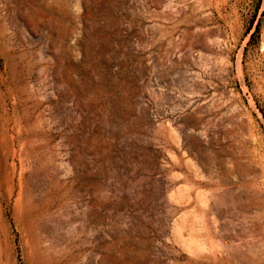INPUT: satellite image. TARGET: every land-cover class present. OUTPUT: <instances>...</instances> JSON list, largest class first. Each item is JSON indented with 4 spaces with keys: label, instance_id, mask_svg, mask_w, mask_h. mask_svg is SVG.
<instances>
[{
    "label": "rangeland",
    "instance_id": "374dc122",
    "mask_svg": "<svg viewBox=\"0 0 264 264\" xmlns=\"http://www.w3.org/2000/svg\"><path fill=\"white\" fill-rule=\"evenodd\" d=\"M0 264H264V0H0Z\"/></svg>",
    "mask_w": 264,
    "mask_h": 264
},
{
    "label": "water",
    "instance_id": "95a60500",
    "mask_svg": "<svg viewBox=\"0 0 264 264\" xmlns=\"http://www.w3.org/2000/svg\"><path fill=\"white\" fill-rule=\"evenodd\" d=\"M186 53V52H185ZM171 56L173 57V56H175V53L173 52V53H171Z\"/></svg>",
    "mask_w": 264,
    "mask_h": 264
}]
</instances>
